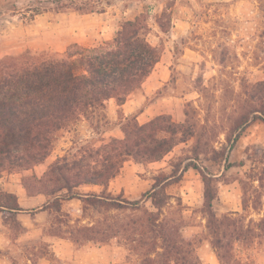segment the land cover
Here are the masks:
<instances>
[{
  "label": "rangeland",
  "instance_id": "rangeland-1",
  "mask_svg": "<svg viewBox=\"0 0 264 264\" xmlns=\"http://www.w3.org/2000/svg\"><path fill=\"white\" fill-rule=\"evenodd\" d=\"M85 1L0 0V56L29 52L33 61L60 59L75 46L91 49L110 42L122 22L145 16L146 38L160 50V61L124 107L116 108L112 101L106 105L105 115L112 129L123 118L148 108L146 119L158 118L156 127L173 135L176 145L160 159L162 170L154 174L158 165L150 168L144 163L145 173L135 172L128 180L129 191L138 193V175L152 181V186L158 185L162 203L158 226L199 264L194 250L202 239L210 243L208 229L201 237L186 240L181 230L204 218L208 223L204 200L208 191L216 194L214 205L242 207L244 203L246 212L236 218H243L245 225L263 217L264 123L257 119L237 126L252 111L264 110V0H90L95 11L103 12L75 11ZM249 124L246 133L251 136L245 134L229 150V139L242 134ZM107 132L96 136L86 123L58 132L40 164L0 175L1 203L14 205L5 189L22 184L30 195L43 191L47 205L46 213L34 218L33 229L28 228L32 229L28 237L26 217L0 213V264H37L41 259L49 264H81L89 256L88 249L104 245L113 247L114 264H180L163 252L162 239L146 224L148 212L154 211L149 200H142L137 210L93 209L76 201L73 205H80L78 213L70 216L60 211L51 194L55 185L60 187V176L50 167L73 146L100 147L110 138ZM240 162L242 167L233 166ZM136 164L129 159L123 167ZM186 165L197 169L190 167L181 178ZM220 172L217 179L208 176ZM168 175L175 176L162 185ZM229 184L235 197L231 187H225ZM112 197L124 199L119 194ZM41 202L42 198L21 199L22 205ZM59 238H69L76 251L82 252L72 259L58 255L52 246ZM231 252L242 264H258L264 256V241L234 245Z\"/></svg>",
  "mask_w": 264,
  "mask_h": 264
},
{
  "label": "trees",
  "instance_id": "trees-1",
  "mask_svg": "<svg viewBox=\"0 0 264 264\" xmlns=\"http://www.w3.org/2000/svg\"><path fill=\"white\" fill-rule=\"evenodd\" d=\"M74 9L80 14L103 12L95 11L90 0ZM158 26L163 29L161 24ZM148 32L145 16L139 15L133 21L122 22L110 42L91 49L75 46L74 51L65 52L60 59L33 61L29 52L0 56V175L6 171L30 170L40 164L49 155L58 132L81 123H86L96 136L109 131L105 115L108 102L124 104L131 94L141 89L160 61L161 52L147 41ZM136 114L122 119L121 139L109 138L95 150L82 144L73 146L50 167L51 171L57 169L60 176V187L55 185L51 193L59 204L60 200L75 198L93 209L139 208V201L113 198L105 190L99 194H82L77 190L90 185L105 189L127 160L154 162L173 149L174 137L156 127L158 118L139 124ZM248 117H242L237 128L257 119L264 123V110L252 111ZM239 137L240 134H236L229 139V150ZM190 167L197 169L186 165L183 170ZM174 176H164L163 182ZM209 182H204L205 186ZM156 188L158 185L143 195L154 209L148 212L147 226L162 239L161 249L166 255H172L180 264H196L182 247L168 239L162 226H158L162 203ZM40 193L45 195L43 191ZM9 196L14 199V205L0 202V212L21 211L14 196ZM215 198L216 194L211 191L204 195L210 245L220 264H242L232 254V248L235 244L248 246L261 238L264 241V212L258 222L245 225L243 218H236L239 213L217 217L212 211ZM246 208L243 203L242 213Z\"/></svg>",
  "mask_w": 264,
  "mask_h": 264
},
{
  "label": "crops",
  "instance_id": "crops-1",
  "mask_svg": "<svg viewBox=\"0 0 264 264\" xmlns=\"http://www.w3.org/2000/svg\"><path fill=\"white\" fill-rule=\"evenodd\" d=\"M11 17H13V16H11ZM112 101H114V100H110L108 103H110ZM125 103L122 104L121 106L116 105V108L124 107ZM147 110H148V108H145L142 112L136 114L137 115L136 120L138 121L139 124H145V123L149 122V119H146ZM141 120H143V122H141ZM251 125L252 124H249L245 128V130L242 132V134H240V137L237 140L235 145L239 144V142L243 138H245V134L248 137L251 136V135L246 133V131L249 130ZM107 133H108V136H110V138L121 139L123 137V134L120 130L119 125L110 129ZM254 135H255V133L252 134V136H254ZM148 163H149L148 165L150 166V168H151V165H158L157 170L153 171L154 174H156L157 171L162 170V167L164 166L163 160H160V161L158 160V161L148 162ZM133 166H136V168H134ZM140 170L141 171L143 170L141 172L142 174L145 173L144 163H138L136 165H132L131 167H129V165H126L122 168L119 175H117L115 178L110 180V182L108 183V186L105 189H103L102 187H99V186L90 185V186L79 187L77 190L82 194H97V193L101 192V190H105L104 192H106L107 194H109L111 196H113L115 194H119L120 197L122 196L124 198V200L130 201V202L139 201L141 203L142 200H144V199L146 200V198H143V195L148 193V192H152L154 185L152 186V184H153L152 181H147L145 179V176L143 178H141L138 175V176H136L138 178V181H137V186L139 187L138 193L136 194L133 191H129L130 188L128 185V180H131V178H133L132 175H135V172L140 173ZM223 170L224 169H222V172H223ZM188 172H189V168L185 172H183L181 178H184V176H186V174ZM221 174L222 173L220 172L216 175H208V176L217 179L221 176ZM170 180H171V178L165 180L162 185L169 183ZM169 185L170 184H168L167 187ZM230 185H232V184L226 185L225 187H229ZM232 186H230L231 187L230 189L232 190L231 193H232L233 197H235L234 196L235 190ZM5 190L8 194L14 196V198L16 199V203H17L18 207L20 209H22L21 211L16 212L15 215L17 217L23 216V217L27 218L28 223L26 222L27 231L25 232V235L28 237V235L30 233H32V229H33V225H34L33 224L34 218L35 217L39 218L44 213H46V210H45V207L47 206L46 205V198L42 194H36L34 196L28 194L26 191V188H24L22 186V184L13 187V189H5ZM37 198H42V202L38 203V205H22V203H21V199H24L25 201H30V200H34ZM76 201H78L79 203L82 202L81 200L75 199V198L71 199V200H60V211H63L70 216L75 214V213H78L80 205H73V204H75ZM217 202H218L217 198H215V200L212 202V211L214 212V214L216 216H222L225 214L242 212V207L239 204L235 205V203H234L232 205H228V203H225L227 205H214V203H217ZM0 213H4V211H2ZM29 227L30 228L32 227V229H28ZM206 231H207V221L204 218L203 220H200L198 224H196V223L195 224H186L184 227H182L181 233L183 236L182 238H184V240H186V239H191L195 236L201 237L202 233L206 232ZM201 241H202L201 244L197 245L195 247V250H194L196 258L199 261V264H220L218 258L216 257L214 250L210 246L209 241L207 239H202ZM235 245H238V244H235ZM52 247L54 248L53 250L58 255L66 258V259L67 258L72 259V256H74V254L82 252L81 249H80V251H76L74 244L72 243V241L69 238H59L58 241L55 242ZM88 250H89V253H88L89 256L86 259H84L85 261L82 260L81 264H114L116 262V261H114L116 255H115V251H114L112 246H109V245L95 246V247H92ZM37 264H49V262L45 259H41L39 261V263H37ZM258 264H264V256L258 260Z\"/></svg>",
  "mask_w": 264,
  "mask_h": 264
}]
</instances>
